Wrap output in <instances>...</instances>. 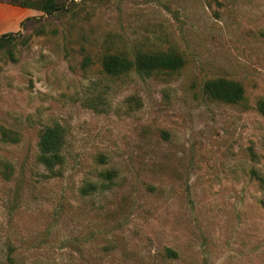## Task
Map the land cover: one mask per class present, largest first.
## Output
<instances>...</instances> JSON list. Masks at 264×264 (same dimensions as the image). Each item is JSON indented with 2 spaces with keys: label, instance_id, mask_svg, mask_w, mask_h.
Listing matches in <instances>:
<instances>
[{
  "label": "rangeland",
  "instance_id": "1",
  "mask_svg": "<svg viewBox=\"0 0 264 264\" xmlns=\"http://www.w3.org/2000/svg\"><path fill=\"white\" fill-rule=\"evenodd\" d=\"M30 1L0 0V264H264V0ZM156 50L185 62L102 67Z\"/></svg>",
  "mask_w": 264,
  "mask_h": 264
},
{
  "label": "trees",
  "instance_id": "2",
  "mask_svg": "<svg viewBox=\"0 0 264 264\" xmlns=\"http://www.w3.org/2000/svg\"><path fill=\"white\" fill-rule=\"evenodd\" d=\"M27 5L34 6L35 2L28 0ZM24 5V4H23ZM47 12H51L55 6L54 0H43L40 4ZM14 35L11 32L0 36V41ZM185 58L175 52L167 51H139L134 58L126 55L109 53L103 57L102 67L111 76L126 74L131 70L152 74L157 71L176 70L183 66ZM205 92L213 99L237 103L244 99V86L242 83L225 78H212L206 81ZM264 113V99L259 102ZM67 129L61 123L45 126L40 133L38 141L39 161L48 170L54 171L56 167L65 161L64 148L67 143ZM113 171L104 172L108 179L114 177Z\"/></svg>",
  "mask_w": 264,
  "mask_h": 264
}]
</instances>
